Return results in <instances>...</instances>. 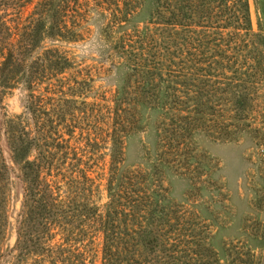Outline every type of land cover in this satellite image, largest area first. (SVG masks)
<instances>
[{
	"label": "trees",
	"instance_id": "1",
	"mask_svg": "<svg viewBox=\"0 0 264 264\" xmlns=\"http://www.w3.org/2000/svg\"><path fill=\"white\" fill-rule=\"evenodd\" d=\"M143 1L0 0V101L20 92L19 111L0 118L12 163L0 145V255L13 170L21 191L10 264H94L95 244L98 264H261L248 249L212 251L208 224L162 184L163 169L191 188L204 180L195 133L257 130L264 58L252 55L248 2L150 0L149 17L125 25ZM92 11L107 14L122 69L109 96L62 46L85 36ZM149 121V168L125 165V137Z\"/></svg>",
	"mask_w": 264,
	"mask_h": 264
},
{
	"label": "rangeland",
	"instance_id": "2",
	"mask_svg": "<svg viewBox=\"0 0 264 264\" xmlns=\"http://www.w3.org/2000/svg\"><path fill=\"white\" fill-rule=\"evenodd\" d=\"M247 2L251 30L259 35L253 38V46L257 49H252V55L254 59L264 58V0ZM150 12L151 2L144 0L125 25L141 23L149 17ZM106 21V13L92 11L85 22V36L76 41L63 42L62 46L75 62L90 69L93 88L109 96L120 81L122 69L113 64L114 51L103 32ZM260 37L262 44H258ZM19 98L17 89L3 96L0 118L2 112L12 114L19 111ZM256 103L260 114L253 123L257 128L254 133L244 129L232 139L214 138L203 132L193 135V146L200 162L198 167L202 171L200 178H204L203 181L191 188L189 178L163 169L162 184L167 187L169 200L189 205L208 224V245L212 251L222 255L223 251L248 249L254 251L261 264H264V200L259 206L253 202L255 195L264 192V155L260 154L264 142V87ZM155 141L151 121L144 129L129 133L124 142V164L149 168L147 155L153 152ZM0 145L8 165L12 166L3 138L0 139ZM15 175L13 170L8 196L9 223L2 244L0 264H10L13 257L15 219L21 192ZM103 181L100 203L105 200ZM99 256V247L95 244V250L91 251L94 264L99 263Z\"/></svg>",
	"mask_w": 264,
	"mask_h": 264
}]
</instances>
